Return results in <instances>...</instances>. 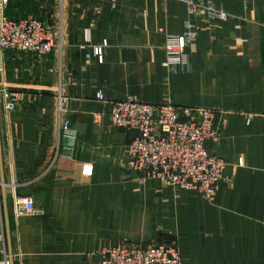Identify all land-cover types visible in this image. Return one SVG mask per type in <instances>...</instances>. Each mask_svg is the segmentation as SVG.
Here are the masks:
<instances>
[{
    "label": "crops",
    "instance_id": "0c3cea01",
    "mask_svg": "<svg viewBox=\"0 0 264 264\" xmlns=\"http://www.w3.org/2000/svg\"><path fill=\"white\" fill-rule=\"evenodd\" d=\"M195 1L196 18L180 0H9L10 18L63 34L49 54L0 56V87L19 97L7 111L0 95L10 229L0 174V264L96 263L124 240L175 244L182 264H264V0ZM209 2L227 17L211 18ZM188 19L198 36L186 64L168 68L166 38ZM128 96L217 111L212 148L226 166L213 201L125 168L112 102ZM26 196L40 213L17 214Z\"/></svg>",
    "mask_w": 264,
    "mask_h": 264
},
{
    "label": "built area",
    "instance_id": "2783aa9c",
    "mask_svg": "<svg viewBox=\"0 0 264 264\" xmlns=\"http://www.w3.org/2000/svg\"><path fill=\"white\" fill-rule=\"evenodd\" d=\"M184 2L196 18L203 6L195 0ZM9 0H0V56L4 50L32 51L39 55L61 47L63 28L38 18L14 20L7 14ZM211 18L227 17L222 7L209 2L206 5ZM196 20V19H195ZM195 20L188 19L181 34L167 36L165 41L168 68L186 64V49L198 36ZM108 42L93 46L99 62L104 60ZM84 47V46H83ZM90 57V53L87 54ZM1 100L7 111L16 107L17 92L0 87ZM97 97L104 99L99 92ZM114 124L127 134L124 166L136 171L142 178H159L177 190H198L208 201H213L219 183L224 178L225 160L212 148L222 135L216 124L217 111L212 108L178 106L171 100L162 103L144 102L134 96L112 102ZM60 128L70 133L69 121ZM73 147L65 154L72 153ZM16 212L38 214L31 196L17 197ZM96 263L82 264H182L177 245L167 243L142 244L125 240L106 246L98 252ZM5 264H9L6 260Z\"/></svg>",
    "mask_w": 264,
    "mask_h": 264
},
{
    "label": "water",
    "instance_id": "95a60500",
    "mask_svg": "<svg viewBox=\"0 0 264 264\" xmlns=\"http://www.w3.org/2000/svg\"><path fill=\"white\" fill-rule=\"evenodd\" d=\"M0 174H1V184H2V194H3V200H4V207L5 210L7 209V197H6V185H5V177H4V163H3V153H2V139H1V125H0ZM6 225H7V232H8V238L10 237V229L8 224V218H7V210H6ZM9 264H14V258L13 256H10L9 258Z\"/></svg>",
    "mask_w": 264,
    "mask_h": 264
},
{
    "label": "rangeland",
    "instance_id": "374dc122",
    "mask_svg": "<svg viewBox=\"0 0 264 264\" xmlns=\"http://www.w3.org/2000/svg\"><path fill=\"white\" fill-rule=\"evenodd\" d=\"M24 51V50H23ZM125 241V240H124ZM129 241V240H128ZM123 242V241H122ZM132 242V241H131ZM86 262V261H85ZM87 262H89V261H87ZM91 263V262H90Z\"/></svg>",
    "mask_w": 264,
    "mask_h": 264
}]
</instances>
